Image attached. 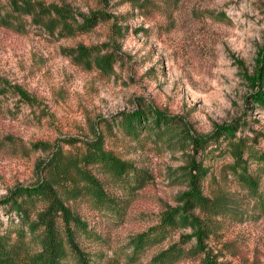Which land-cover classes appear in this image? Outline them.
I'll return each instance as SVG.
<instances>
[{
    "label": "rangeland",
    "instance_id": "1",
    "mask_svg": "<svg viewBox=\"0 0 264 264\" xmlns=\"http://www.w3.org/2000/svg\"><path fill=\"white\" fill-rule=\"evenodd\" d=\"M29 1L68 9L79 24L102 17L90 29L51 34L32 15L14 13L12 0H0V202L16 187L50 179L56 165L99 141L141 178L119 180L87 165L110 208L96 207L85 189L56 188L87 225L74 240L89 264H153L174 246L181 255L170 264H264V208L233 174L226 141L197 152L172 133L132 136L121 126V113L148 107L179 117L194 136L235 124L236 140L264 152V74L254 83L257 70L264 73V0ZM107 56L110 64L99 62ZM246 155L264 198V175ZM195 182L222 210L187 205ZM74 183L87 186L76 174ZM45 209L37 203L31 220ZM174 210L195 227L170 230L132 257L133 241ZM18 229L28 251L39 252L34 236L43 228L31 234L0 205V236L16 243Z\"/></svg>",
    "mask_w": 264,
    "mask_h": 264
},
{
    "label": "trees",
    "instance_id": "2",
    "mask_svg": "<svg viewBox=\"0 0 264 264\" xmlns=\"http://www.w3.org/2000/svg\"><path fill=\"white\" fill-rule=\"evenodd\" d=\"M12 11L18 13L30 14L34 22L41 24L45 29L53 34L57 30L61 32L72 33L77 28L80 30L90 29L96 23L99 13L92 14L85 18L79 24L70 14L68 9L48 7L41 3L31 2L29 0H12ZM264 55V52H263ZM111 56L102 57L99 62L108 65L112 62ZM262 73V70H261ZM263 74L257 70L254 83L262 81ZM256 80V81H255ZM22 98L29 100L28 96L18 90ZM256 102L263 103L261 96H254ZM142 122L144 123L142 125ZM121 126L132 136H136L139 130L154 133L155 136H164L171 134L179 139H188L197 152H202L212 145L218 144L219 140L226 141L227 150L233 160L232 171L240 185L245 188L252 198H254L262 208H264V198L259 193V177L253 176L247 167L245 154L252 157L260 166V172L264 175V152L248 147L242 140H236L235 124L218 126L214 132L209 135H191L188 132L186 124L179 118L166 115L152 108H144L142 111H132L121 113ZM87 165L103 169L110 173L115 179L122 180L127 175L132 176L137 182L140 174L128 163L121 161L111 153L103 150L99 141H93L87 144L86 151L80 156V159L68 158L65 163H59L50 174V179L44 180L31 187H16L10 194L0 202L7 208V212L14 213L21 225L28 227L31 234H35L42 229L40 235L36 234L35 239L39 240L41 249L39 252L31 253L28 251L27 244L24 242L26 237L22 229L16 231V243H10L6 237L0 236V264H89L87 255L80 251L74 238L76 233L87 234V225L78 217L73 216L66 208L63 201L59 198L56 188L62 187L63 182L70 187L65 190L71 191L70 194L79 193L88 194L96 207L110 208L109 199L103 193L97 180L85 171ZM59 170V172H55ZM87 183V186L79 188L75 182V174ZM63 178V179H61ZM135 182V183H136ZM65 187V186H63ZM84 190V193L82 192ZM187 196V205L196 208H207V210H222L219 202H210L209 199L202 196L199 182H195ZM46 205L45 211L37 215V220H31V212H34L37 203ZM116 208V207H115ZM177 212L171 211L167 214L158 227L140 235L133 241L134 252L132 257H136L144 248L163 240L170 230L181 226L195 227L196 220L185 214L177 215ZM181 255L178 246L161 253L153 259V264H170ZM69 260V261H68ZM203 264H212L206 260Z\"/></svg>",
    "mask_w": 264,
    "mask_h": 264
}]
</instances>
